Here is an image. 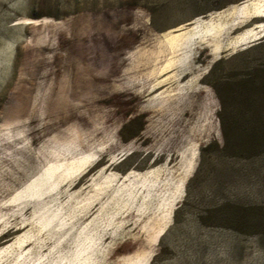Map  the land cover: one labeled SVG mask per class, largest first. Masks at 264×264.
<instances>
[{
	"label": "rangeland",
	"instance_id": "1",
	"mask_svg": "<svg viewBox=\"0 0 264 264\" xmlns=\"http://www.w3.org/2000/svg\"><path fill=\"white\" fill-rule=\"evenodd\" d=\"M0 264H264V0H0Z\"/></svg>",
	"mask_w": 264,
	"mask_h": 264
}]
</instances>
